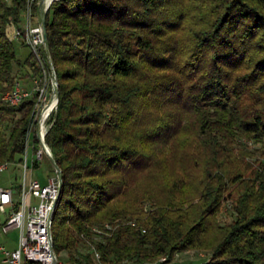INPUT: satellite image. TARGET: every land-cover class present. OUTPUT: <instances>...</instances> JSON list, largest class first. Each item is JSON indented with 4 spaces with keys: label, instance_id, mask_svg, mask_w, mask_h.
Masks as SVG:
<instances>
[{
    "label": "trees",
    "instance_id": "trees-1",
    "mask_svg": "<svg viewBox=\"0 0 264 264\" xmlns=\"http://www.w3.org/2000/svg\"><path fill=\"white\" fill-rule=\"evenodd\" d=\"M188 1L56 0L46 12L58 81L46 139L62 171L54 248L71 264H93L86 239L105 223L110 234L93 240L105 262L208 249L201 264H264V162L253 179L239 180L247 167L237 148L245 137L264 139V0H193L194 8ZM25 5L0 0V94L39 72L32 54L31 72L23 71L7 35L11 24L21 26ZM34 104L35 97L0 101V164L22 161L35 133ZM187 156L192 167L169 172V162ZM156 167L172 176L173 189L199 167L198 205L189 194L145 210L140 199L148 194L135 185ZM234 179L243 185L237 217L220 226Z\"/></svg>",
    "mask_w": 264,
    "mask_h": 264
},
{
    "label": "built area",
    "instance_id": "built-area-1",
    "mask_svg": "<svg viewBox=\"0 0 264 264\" xmlns=\"http://www.w3.org/2000/svg\"><path fill=\"white\" fill-rule=\"evenodd\" d=\"M11 2L12 0H6ZM56 0H43L44 11L47 12ZM42 0H25L23 22L20 27L11 24L7 35L11 40L19 39L31 49V54L39 68L29 81L24 83L19 78L14 87L0 94V101L10 105H18L27 98L35 97L34 129L26 140L23 159L19 163L24 166V181L9 187L0 185V212L6 215L0 222V257L7 264H63L59 261L54 248L53 220L61 191V169L56 166L53 151L47 142V134L52 128L58 109V86L56 71L52 58L47 53L44 41V29L39 15ZM35 135L36 141L33 139ZM33 150L32 162L37 165L44 157L51 160L54 174L45 184L38 180L27 182L29 169L30 148ZM10 163L0 164V172L5 171ZM117 219L116 222H120ZM131 224L137 226L135 221ZM138 227V226H137ZM114 227L105 223L103 226L93 225V240L102 239L109 235ZM145 232L144 227H138ZM19 230L20 235L15 248H9V234ZM91 239H86L84 254H90L93 264H140L133 259H123L116 263L105 262L102 254ZM69 264H71L69 262ZM83 264H87L84 262ZM144 264H153L150 261Z\"/></svg>",
    "mask_w": 264,
    "mask_h": 264
},
{
    "label": "rangeland",
    "instance_id": "rangeland-1",
    "mask_svg": "<svg viewBox=\"0 0 264 264\" xmlns=\"http://www.w3.org/2000/svg\"><path fill=\"white\" fill-rule=\"evenodd\" d=\"M189 7L194 8V1H188ZM14 46L17 52L18 59L22 63L23 71L26 72L30 70L27 60L30 58L31 49L29 46L23 44L19 39H15ZM24 77L22 82L28 83V80L25 79L24 75H20ZM19 79V77H18ZM188 137V136H187ZM186 137V138H187ZM184 140H188V139ZM181 139L180 142L183 140ZM261 140V141H259ZM243 145L237 146V148H243L245 150L244 157V167L246 165L247 171L243 174L242 178L239 180H249L253 179V174L251 171L254 169H260L259 165L264 162V139H255L251 137H245L242 140ZM179 144H176V157L181 158L180 155L185 153L187 150L189 155L191 156L192 150L189 147V143L185 145V151L179 149ZM178 152V153H177ZM33 150L30 148V161H29V169L27 171V182L32 180H38L40 183L45 184L48 182L50 176L54 174L53 163L50 159L44 157L42 160H39L37 165H34L32 162ZM173 159L166 166L169 169V172L173 169L179 170L178 168H187L192 167L189 161L191 158L189 156L185 157L184 160ZM187 158V159H186ZM190 159V160H189ZM163 168L156 167L153 172L141 174L138 177V181L135 185V190L137 192H141L144 194H148L147 196L141 197L140 200H143V206L145 210H153L156 207L160 208V205L169 204L172 202V198L176 197L177 199H183L185 196L187 197L189 194L191 195L192 204L194 206L198 205V190L201 187L202 178L201 173H199V167L193 170V175L191 178H186L188 184H183L180 188L172 187V176L164 175L162 172ZM24 166L21 164H10L9 167L0 172V185L3 187H9L15 184H22L24 181ZM176 175V174H175ZM238 179H234V182L228 185L226 191L223 195V205L218 215L216 216V220L218 225L227 226L235 221L237 217V210L234 207V200L239 195V190L243 187L240 184L241 181ZM186 182V181H185ZM139 190V191H138ZM190 198V199H191ZM170 207L173 205L169 204ZM6 215L0 212V222L5 219ZM20 232L19 230L12 231L8 239L10 241L9 248H15L17 244V240L19 238ZM58 253L59 261L63 264H69V256L66 250H61ZM211 256V251L208 249H187L182 251H176L174 256L170 259L168 256H161L155 260L150 261L153 264H201L206 262ZM0 264H7L3 262L0 257Z\"/></svg>",
    "mask_w": 264,
    "mask_h": 264
},
{
    "label": "water",
    "instance_id": "water-1",
    "mask_svg": "<svg viewBox=\"0 0 264 264\" xmlns=\"http://www.w3.org/2000/svg\"><path fill=\"white\" fill-rule=\"evenodd\" d=\"M40 11H39V15L42 21V25H43V29H44V41L46 44V49H47V53L51 58L50 52H49V47H48V40H47V32H46V12L44 11V2L42 0L40 6ZM56 93L58 94V86L56 87ZM56 166L60 169V167L56 164ZM60 180H61V185H62V175H60Z\"/></svg>",
    "mask_w": 264,
    "mask_h": 264
},
{
    "label": "bare ground",
    "instance_id": "bare-ground-1",
    "mask_svg": "<svg viewBox=\"0 0 264 264\" xmlns=\"http://www.w3.org/2000/svg\"><path fill=\"white\" fill-rule=\"evenodd\" d=\"M47 2H50V0H47Z\"/></svg>",
    "mask_w": 264,
    "mask_h": 264
}]
</instances>
